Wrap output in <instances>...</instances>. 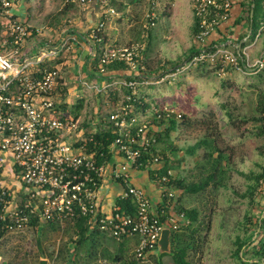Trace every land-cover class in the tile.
Segmentation results:
<instances>
[{
	"label": "built area",
	"instance_id": "built-area-1",
	"mask_svg": "<svg viewBox=\"0 0 264 264\" xmlns=\"http://www.w3.org/2000/svg\"><path fill=\"white\" fill-rule=\"evenodd\" d=\"M95 2L100 4L105 19L118 14L111 0H65L66 4L82 6ZM14 5L15 0H0V23L3 24L0 30V223L7 222L10 231H17L26 228L34 218L58 223L61 227L67 221L86 218L89 225L117 241L136 239V258L150 262L157 253L162 230L170 227L177 231L180 221L182 225L188 221L184 214L167 209L172 207L175 195L168 186L170 177L160 176L158 172L164 166L161 156L143 162L144 152L156 143L160 128L153 124L151 116L131 113L135 109L133 97H140L139 85H150L153 80L173 81L178 74L204 62L215 66L221 76L228 69L246 75L260 73L264 70V51L255 53L254 49L264 40V17L253 41L252 19L240 40L239 33L212 44L209 39L222 26L227 27L228 33H234L229 23L233 19L234 0H194L193 11L199 23L195 40L199 51L188 64L156 76L136 74L140 68L145 69L143 44L105 47L98 73L105 82L101 89L94 85L93 88L105 92L114 84H122L131 94L124 98L126 104H120L104 117L114 125L116 137L108 157L101 152L100 156L105 159L99 162L98 153H89L85 147L95 140L94 130L87 131L81 126L71 108L57 99L60 70L40 67L49 56L56 57L59 50H40L36 55H29L24 47L33 34L32 25L18 18ZM147 19L151 26L156 24L154 12L148 13ZM104 26L105 20L96 26L93 34L97 35ZM67 42L63 41L62 49ZM97 55L93 50V56ZM111 62L125 63L129 74L119 79L106 78L104 64ZM160 111L155 108V115ZM162 112L181 117L168 107H163ZM98 116L96 120L103 118ZM142 166L148 175L150 170L154 171L153 180L166 198L156 212L149 193L133 182L131 169ZM109 178L122 185L118 199L130 198L134 212L118 207L105 210L102 190ZM11 188L21 194L18 199H12ZM2 239L0 236V242ZM102 264L110 263L104 260Z\"/></svg>",
	"mask_w": 264,
	"mask_h": 264
},
{
	"label": "rangeland",
	"instance_id": "rangeland-1",
	"mask_svg": "<svg viewBox=\"0 0 264 264\" xmlns=\"http://www.w3.org/2000/svg\"><path fill=\"white\" fill-rule=\"evenodd\" d=\"M239 1L234 0V13H240ZM193 5L194 0H111V6L118 12L105 19L108 25L106 31L111 37L106 42L96 44L95 51L99 52L108 46L143 44L146 47L144 64L150 76H156L162 68L174 71L178 66L188 64L199 51L193 29ZM65 6L64 0H15L14 8L21 15L18 18L32 25L34 33L29 40L34 43L46 40L53 42L76 25L74 16L80 8L72 6L65 13ZM152 12L156 15L154 26L147 19V14ZM261 18L257 16L254 20L251 41L260 29ZM234 20L236 18L229 23L235 30V37L236 33L241 34V27L249 21L234 26ZM2 27L0 23V30ZM248 29L247 25L242 30ZM231 35L228 33L226 37ZM115 37L117 41H113ZM263 45L264 42H260L258 49H254L255 53L264 51ZM46 60L52 62L55 57L49 56ZM76 66L72 65L74 72H78ZM102 87L99 85V89ZM122 87V84H114L111 89L93 95L94 100L90 103L94 101V104L87 108L88 114L80 115V122L85 120L87 125L93 127L98 115L107 118L117 106L124 104ZM140 88L150 103L168 107L186 117L179 121L178 130L168 139V150L161 143L156 152L159 154L157 156H161L163 165L166 158L170 161L169 168L174 180H182L187 184L199 183L214 172L211 168L215 163L213 159L219 154L225 158L221 164L224 170L220 171L219 166L216 171L215 180L221 184L218 189L210 186L198 193H188L180 190L174 182V188L168 185L175 198L181 196V207L196 209L199 213L198 221L193 226L198 233L195 235V246L189 250V258L193 264H239L235 245L237 236L248 240L254 234L255 239L260 219L264 216V183L257 188L253 197L249 189L253 185L250 173H259L264 168V136L252 134L255 124L244 122L255 114L259 94L264 92V70L255 75H246L228 69L226 75L221 76L214 69L206 71L205 67H198L178 74L173 81L153 80L150 85ZM86 92L93 93L90 89ZM109 93L116 94V99ZM91 107L97 108V116ZM230 114L232 119L229 118ZM153 115L154 111L147 114ZM234 121L238 128L234 126ZM205 137L212 139L211 147H201L194 155H190L188 150ZM169 143H172L171 147ZM209 151L214 153L213 159L207 155ZM204 167L210 169L205 170ZM140 173L145 176L142 183L147 187L145 190L152 192L154 180L147 171L141 170ZM10 191L13 200L21 196L12 188ZM172 210L175 212L177 208ZM179 224L178 231L182 232L185 227L181 221ZM72 232L69 223L62 228H51L46 223L8 234L0 244V264H38L40 258L47 259L48 264H102L104 260L117 264L114 258L120 249L125 252L124 260L130 262L135 259L134 244L102 237L95 244L89 242L78 254L72 253L69 261L64 250H71L70 247L75 245L68 242ZM255 255L248 253L245 259L253 262L256 260ZM164 260L170 264L169 256ZM147 264H155L154 257Z\"/></svg>",
	"mask_w": 264,
	"mask_h": 264
},
{
	"label": "trees",
	"instance_id": "trees-1",
	"mask_svg": "<svg viewBox=\"0 0 264 264\" xmlns=\"http://www.w3.org/2000/svg\"><path fill=\"white\" fill-rule=\"evenodd\" d=\"M240 13L238 16V19H236L233 24L234 26L237 24H241L242 22H246L249 21L248 23H250L251 21V13H252V9H253V22L255 20V18L258 17H264V0H240ZM65 3V0H64ZM65 9L64 12L68 11L72 6H74L75 4H66L65 3ZM65 12V13H66ZM195 17V15H194ZM199 23L195 17L194 20V33L197 32ZM244 25L241 27V34H239L238 38L239 40L241 38L244 37L245 32L244 30H242L243 28L245 29ZM103 29H101L100 31L97 32V39L100 38L99 36V32H102ZM220 30V29H219ZM33 31V28H32ZM34 33V31H33ZM33 35V34H32ZM264 42V41H263ZM264 47V45H263ZM102 52L103 49H101L98 52V55L96 57H94V60H92V66L95 68L96 72L99 73V65L102 62ZM104 67L106 68L107 73L112 77H126V74H123L124 72H126V70H128V65H126L125 63L122 62H111V63H106L104 64ZM141 67V66H140ZM205 67L206 71L212 70L214 69L215 71L217 70L215 68V66H212L210 63L208 62H204L199 64L197 67ZM164 72L163 74H166L165 72L167 71V68H162L158 74H161V72ZM139 72H141L142 75L144 76H150L149 72L145 69L141 68L139 69ZM157 74V75H158ZM122 92L124 98L128 95L131 94V90L127 87H122ZM111 89L108 88V90ZM114 100L116 99V94L112 95V93H109ZM118 97V94H117ZM134 101H132L135 104V109L133 112H131L132 114L137 113L136 111L139 109V107L143 106L144 110L147 109V107H151L152 103H150L149 101L146 102L144 101L143 97H140L139 99H137L136 97H133ZM124 103L126 104V100L124 101ZM85 106L84 100L79 101V103L75 106L72 107L71 110L74 113V115L76 116L77 119L80 118L81 112L83 110ZM142 107V108H143ZM152 107H155L157 109H160V113H157L156 115H153L152 117V121L153 124L158 126L160 128V130L157 132V141L156 143H154L153 145H151L147 151L144 152V156H143V162H146L147 159L152 158L153 156L159 155L156 152L159 151V147L161 145V143L165 144V148L166 150H168V141L170 140V137L172 135V133H174L175 131L178 130L180 123L179 121L182 119H186V117H184V115H181L180 118L177 117L176 114H169L167 115V113L162 112L163 106H158L157 104H153ZM143 115H146L144 113H142ZM141 115V114H140ZM229 116V115H228ZM104 118V117H103ZM229 118L232 119V115L230 114ZM249 121L253 122L255 124V129L252 132V134H254L255 136H259L262 137L264 136V92L259 94L258 97V101H257V106H256V112L254 115L249 116L246 120H244V122L248 123ZM234 126L238 128L237 123H235L234 121ZM87 125V124H86ZM81 126L84 127V123H81ZM87 125L85 126V128H88ZM94 141H89L86 144V151L91 153V152H97L98 153V161L102 162V159L104 157L100 156L101 152H104L107 154V157L109 155L108 150L109 147L112 145L113 140L116 137V132H115V127L111 122L105 121L104 119H100V121H98L95 125H94ZM169 139V140H168ZM212 139H207V137L201 139L198 143H196L194 146H192L188 152L190 155H194L197 150L201 147H211L212 145ZM172 145V143H169V146ZM171 147V146H170ZM177 150H174L173 152H176ZM264 154V153H263ZM207 155L213 159L214 158V153L212 151H209L207 153ZM105 159V158H104ZM165 159V157H164ZM224 156L223 155H218V157H216L214 160V165L211 166V168L214 169V172H211L207 175V177H205L202 181H200L199 183H185L182 180H174L171 176L168 174V172L170 171L169 168V163L170 161L168 160V158L165 159V163L164 166L158 169V172L160 174V176L163 175H168L170 177V182H169V186L172 187L173 182L178 186V188L182 191L188 192V193H198L201 191L206 190L207 188H209L210 186L214 187L215 189H218L219 186H221L220 183H218L215 178H216V171L219 170V166H220V171L224 170L222 169V162L224 161ZM162 161V159H161ZM163 163V161H162ZM205 170H209V168L204 167ZM142 170H145V166L141 167ZM154 171L150 170L149 171V176L152 178H155L154 176ZM244 174V173H242ZM250 179L251 181H253V185L250 186V193H251V197H253L256 194L257 188L264 183V168L262 169V171H260L259 173H255L252 172L250 173ZM174 188V187H172ZM181 197V196H180ZM180 197H176L175 199H173L172 204L174 203L173 207H167L168 209H174L177 211H175L177 214H184L188 224L183 225V227H185V229L180 232V231H176L173 230L172 234H171V244H172V254H162L160 259L155 255L154 256V260H155V264H168L164 259L165 257H170V264H193L192 260L189 258L190 252L189 250L195 246V235L198 233L197 229L193 226L196 224V222L198 221V216L199 213L196 209H186L184 207H181L180 204ZM7 200H10V198H7ZM24 202V201H23ZM179 205V206H178ZM116 206L123 210V211H127V212H134V203L130 198H126V199H118ZM264 213V212H263ZM263 215V214H262ZM249 217V216H248ZM48 224L51 228H56V226H60L58 223L55 222H40L38 219L34 218L32 219V221H30V223H28V225L26 226V228L21 229V230H17V231H10L7 227L6 224L7 222H1L0 223V236L3 237L2 241L0 242V244L4 241L5 237L8 234L11 233H18V232H22L27 228H36L39 227V225H43V224ZM67 223H69V228H72L73 230V235L70 237L69 241L70 243H74V247H70L71 250L69 249H65V253L67 254V259L70 261L72 258V253L74 254H78V252L81 250L82 247H85L86 245L89 244V242L95 244L97 241H99L102 237H109L113 240H115L113 237H111L110 235H108V233L102 232L100 231L97 227L93 226V225H89L87 223L86 218H80V219H74L71 221H67ZM66 223V224H67ZM62 228V227H61ZM254 234L251 235L250 239L248 240H243L241 238V236H237V239L235 241V245L237 246V250H236V254L237 257L239 259V264H264V243L261 244V241H263L264 239V216L260 219V225H259V230H258V234L257 237L255 239H253ZM259 237H261L260 239H258ZM130 239H126L123 241H118V242H124V241H128ZM117 241V240H115ZM137 244V243H136ZM69 246V243H68ZM123 248V247H122ZM121 251L116 255V257L114 258V261H116V263H121V264H147L148 262L142 261L141 259L136 258L132 260V261H126L124 260V250L120 249ZM248 253H255V257L256 260L251 262L250 260H246L245 256ZM62 256V255H61ZM47 258V257H44ZM41 258L38 261V264H40Z\"/></svg>",
	"mask_w": 264,
	"mask_h": 264
},
{
	"label": "crops",
	"instance_id": "crops-1",
	"mask_svg": "<svg viewBox=\"0 0 264 264\" xmlns=\"http://www.w3.org/2000/svg\"><path fill=\"white\" fill-rule=\"evenodd\" d=\"M73 7L80 8L77 9L76 11L77 14L75 13L74 16V23H76V25L74 24L72 28L63 32L53 42L46 40V41H35L34 43H32L31 40H28L24 47V50L27 51L29 55L33 56L38 54L39 51L43 49H58L59 52L55 57V60L52 62L46 60L40 67L41 68L57 67L61 73L60 84L57 88V99H59V101L64 103L65 106H69L70 108L75 107L79 103V101L84 100L85 106L81 114H85V113L88 114L89 111L87 108H89L91 104H94L93 103L94 101L90 103L91 100L93 99V95L99 93L98 91H96V88L95 89L93 88V85L94 87L96 86L98 88L99 85L103 86L105 82L102 79V77H99L98 72H96L95 68L92 66V60H94L93 50H95L96 44H100L108 41V39L111 36L109 37L108 36L109 34L106 31L108 26L106 22H105L106 27L104 26L102 32H99V36H100L99 39H97V36L93 34V30L96 28V26L105 20V17L103 15V10L101 9V6L99 5L98 2H95L92 5L90 4L84 6L76 3ZM238 15L239 13L238 12L236 13L235 11V13H233V18L238 19ZM226 30L227 27H225L223 30H219L218 32L214 33L209 39L210 43L216 44L218 43V40L224 39V37H226V35L228 34V31ZM230 33L232 35L229 36L228 38L234 37L233 36L234 33H232V31ZM116 36H118V34ZM65 39L68 40V42L65 48L62 49L63 41ZM117 40H118L117 37L113 39V41H117ZM75 64L79 66V69L78 66H76L78 72H74L73 70L72 65ZM123 74H129V72L128 73L124 72ZM136 74H141V72H136ZM109 77L111 76L107 74L106 78ZM140 87L143 88L144 85H141ZM87 89L92 90L93 93H87L86 92ZM139 93H140V97L144 98V101L147 100L145 98L146 94L142 92L141 88L139 90ZM106 96L108 97V95ZM75 99H77L76 103H75ZM153 104L154 103H152V105ZM152 105L150 108L147 107L146 110H144L143 106L139 107V109L136 111L137 114L144 113L146 115L147 114L149 115L151 111H154V115H155V107H152ZM91 108L94 109V112L97 116V114L99 113L97 108L94 107ZM81 121L84 123V128H85V126H87L86 125L87 123H85V120L84 121L81 120ZM95 121H100V120H95ZM94 123H93V127L90 125L88 126V128L85 129L87 131H90V129L94 130L95 129ZM140 171L141 169L139 168L131 169V173L133 175V182L136 185L147 190V187L142 184L145 176L142 175ZM150 178L153 179L152 177ZM121 192H122V185L120 183L113 182L111 178L106 180V182L104 183V190H102L105 210L111 211L112 209L117 207L116 203L118 200V196ZM147 192L149 193V190ZM149 195L153 203L152 209L154 212H156L159 208V204L165 202L166 198L163 197L164 194L162 193V189L156 183L154 184L152 188V192H150ZM169 211L172 210L169 209ZM136 243H137L136 239H130L127 241L128 245L134 244L136 246Z\"/></svg>",
	"mask_w": 264,
	"mask_h": 264
},
{
	"label": "water",
	"instance_id": "water-1",
	"mask_svg": "<svg viewBox=\"0 0 264 264\" xmlns=\"http://www.w3.org/2000/svg\"><path fill=\"white\" fill-rule=\"evenodd\" d=\"M253 9L251 13V20L253 19ZM171 234L172 230L170 227H165L162 230L161 237L159 239V244H158V250H157V257L160 259L162 254H172V244H171ZM40 264H48L47 259H41Z\"/></svg>",
	"mask_w": 264,
	"mask_h": 264
}]
</instances>
